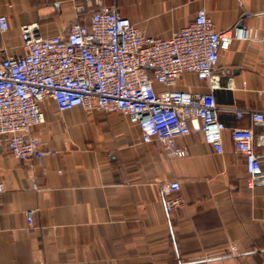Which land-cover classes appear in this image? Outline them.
Masks as SVG:
<instances>
[{"label": "crops", "instance_id": "1", "mask_svg": "<svg viewBox=\"0 0 264 264\" xmlns=\"http://www.w3.org/2000/svg\"><path fill=\"white\" fill-rule=\"evenodd\" d=\"M79 2L0 0L9 19V29L0 31V57L24 52L23 24L38 23L51 36L77 20L89 23L91 11L78 12ZM101 4L115 5L150 36L170 37L202 8L218 30L247 27L249 38H234L220 55L215 95L224 107L264 110V0ZM61 25L67 26L60 31ZM178 87L207 90V82L185 73ZM44 110L34 130L58 153L35 167L14 157L0 136V264H264V179L248 184L245 157L231 138L233 127L252 126L258 137L264 125L222 110L224 151L192 132L179 139L189 148L182 158L157 140L143 142L139 126L120 112L60 111L53 100ZM255 149L264 173V143L257 140ZM173 180L180 182L173 195L185 203L169 212L161 185ZM29 209H35L32 224Z\"/></svg>", "mask_w": 264, "mask_h": 264}, {"label": "built area", "instance_id": "2", "mask_svg": "<svg viewBox=\"0 0 264 264\" xmlns=\"http://www.w3.org/2000/svg\"><path fill=\"white\" fill-rule=\"evenodd\" d=\"M79 1L78 12L91 11L89 23L77 20L68 31L51 36H44L38 23L23 24L24 52L0 57V136H6L14 157L33 168L44 155L58 153L46 149L34 130L46 119L48 100L60 111L82 106L120 112L139 126L143 142L157 140L170 155L182 158L189 148L179 139L192 132H201L217 152L224 151L222 110L240 118L248 114L253 125H264V110L224 107L215 95L222 72L217 69L220 55L234 38H249L247 27L218 30L202 8L170 37L150 36L115 5ZM8 29V16L0 13V31ZM185 73L205 80L207 90L179 88ZM231 138L235 151L245 157L248 184L263 180L262 156L255 143H264V133L257 137L252 126L233 127ZM179 189L178 180L161 185L169 212L185 203L173 195ZM3 190L0 181V193ZM34 213L35 209L27 211L29 224ZM236 250L233 246L234 256Z\"/></svg>", "mask_w": 264, "mask_h": 264}, {"label": "rangeland", "instance_id": "3", "mask_svg": "<svg viewBox=\"0 0 264 264\" xmlns=\"http://www.w3.org/2000/svg\"><path fill=\"white\" fill-rule=\"evenodd\" d=\"M87 16H88V14H84V17H87ZM39 26H40V25H39ZM65 26H67V25H61V30H60V31L64 30ZM60 31H59V32H60ZM60 33H62V32H60Z\"/></svg>", "mask_w": 264, "mask_h": 264}]
</instances>
